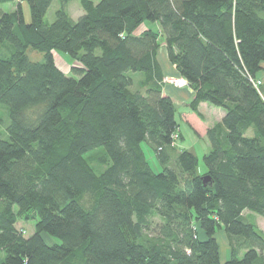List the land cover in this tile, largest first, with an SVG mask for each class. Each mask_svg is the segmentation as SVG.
Here are the masks:
<instances>
[{"label":"trees","instance_id":"1","mask_svg":"<svg viewBox=\"0 0 264 264\" xmlns=\"http://www.w3.org/2000/svg\"><path fill=\"white\" fill-rule=\"evenodd\" d=\"M52 1L0 0L17 3L0 12V264H264V236L243 216L264 219V79L253 85L264 73V0H58L47 24ZM142 24L159 30L136 35ZM161 42L193 93L189 109L224 113L206 132L202 173L174 147ZM53 52L76 62L71 75ZM96 151L100 170L86 159ZM19 218L35 219L29 237Z\"/></svg>","mask_w":264,"mask_h":264},{"label":"crops","instance_id":"2","mask_svg":"<svg viewBox=\"0 0 264 264\" xmlns=\"http://www.w3.org/2000/svg\"><path fill=\"white\" fill-rule=\"evenodd\" d=\"M12 4L14 6L17 5V3ZM71 7L76 8V10L79 11V14H82L79 2H71L66 9L72 19L78 18L81 14H78L77 17L74 18L70 14ZM144 30L157 32L159 29L155 24H142L136 30L135 34L138 35ZM157 61L160 65L163 78L167 76H176L174 67L168 62L163 42H161L160 48L157 52ZM262 67L264 68V65H262ZM262 92L264 93V88L262 89ZM162 93L171 100L175 110V119L178 124L177 138L174 143L176 151H188L197 158L198 162L199 160L202 162L203 156L210 150V145L206 138V132L208 129L221 122L224 116L223 111L219 108L208 105L207 103H200L197 106L198 114L192 112L189 109V103L192 100L193 93L189 88L176 89L172 86L164 85ZM243 216L253 223L258 232L264 236L263 220H258L257 224L254 220L256 218L253 214L244 212Z\"/></svg>","mask_w":264,"mask_h":264},{"label":"rangeland","instance_id":"3","mask_svg":"<svg viewBox=\"0 0 264 264\" xmlns=\"http://www.w3.org/2000/svg\"><path fill=\"white\" fill-rule=\"evenodd\" d=\"M58 5H59L58 0L52 1V4H51L50 8L48 9V11L44 17V22L49 24V23H52L54 21V14H55V11L58 9ZM15 7L16 6H14L13 4H3V5H0V12L8 13L10 11H13L15 9ZM22 10H23V15H24V20L26 23H28L30 21V14H29V9H28V6L26 3H22ZM70 14L74 18H76L77 15L79 14V11L76 10V8L71 7ZM3 48H10V51L12 49V47L9 44H5ZM2 50L3 49H1V52H2ZM27 56L33 62H40L43 60V55L41 53H38L35 51L28 50ZM53 58H54V62L56 64V66L58 67V69H60L66 75L70 74V68L71 67L76 66L75 61H73L70 57H68L67 55H65L61 52H53ZM1 119L3 121V125L5 124V122L7 123V114H6V109L4 107L1 108ZM3 125L0 128V140H3L6 138V132H5V128ZM142 150L144 151V154L146 156V159H147L152 171L154 173H158L161 170V168H160L159 164L157 163V161L155 160L153 153L147 148V146L145 144H142ZM86 159H87L88 163L94 169H97V170L102 169V165L104 163V156H103V153L101 151H96V152L88 154L86 156ZM197 171L198 172L204 171V166H203L201 160H199V162H198ZM254 216L256 218L254 220H255V222H257V224H258V220L264 221V219L260 218L259 216H256V215H254ZM153 223H158V220L154 219ZM34 225H35V219L23 220L22 218H19L16 227L25 232L24 237H29L30 235L33 234ZM216 238H217L219 248H220L221 261L224 262V260L227 259L228 255H229L227 239H226V236L224 235L223 232H218L216 235ZM45 240L48 243H58V241L54 238H46L45 237ZM0 256H2V255H0Z\"/></svg>","mask_w":264,"mask_h":264},{"label":"built area","instance_id":"4","mask_svg":"<svg viewBox=\"0 0 264 264\" xmlns=\"http://www.w3.org/2000/svg\"><path fill=\"white\" fill-rule=\"evenodd\" d=\"M263 79H264V73H263L261 79L253 81V85L256 89L262 85ZM163 84L172 86L173 88H176V89L187 88L186 81L183 80L182 78H178V77L167 76V77L163 78Z\"/></svg>","mask_w":264,"mask_h":264},{"label":"water","instance_id":"5","mask_svg":"<svg viewBox=\"0 0 264 264\" xmlns=\"http://www.w3.org/2000/svg\"><path fill=\"white\" fill-rule=\"evenodd\" d=\"M202 181H203V184L206 185V183L209 182V178L208 177H203Z\"/></svg>","mask_w":264,"mask_h":264}]
</instances>
